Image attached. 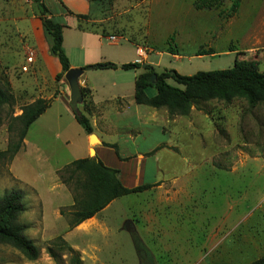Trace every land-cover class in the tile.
<instances>
[{
	"label": "rangeland",
	"instance_id": "374dc122",
	"mask_svg": "<svg viewBox=\"0 0 264 264\" xmlns=\"http://www.w3.org/2000/svg\"><path fill=\"white\" fill-rule=\"evenodd\" d=\"M61 1L66 10L59 0H45L65 26L70 62L82 69L131 62L138 53L141 69L152 67L143 72L157 77L173 70L183 76L227 70L236 60L257 61L264 74V0H242L233 18H228L232 0L202 11L194 8L196 0H105L92 4L89 22L70 16L75 2ZM209 51L213 55H206ZM53 59L34 0H0V87L10 97L1 111L0 152L17 142L22 109L39 99L53 100L61 83L67 84L65 78L56 80ZM84 78L99 95L113 91L130 97L134 72L88 70L79 80L81 90ZM83 101V108L90 107L89 94ZM68 111L63 101L55 103L31 126L15 158L0 160V197L12 190L24 194L20 223L40 250L31 262L0 244V264H70L68 252L53 247L58 261L47 252L58 237L83 264H140L134 239L123 228L129 221L154 264H251L264 258V105L196 103L188 117L165 124V134L158 128L144 131L133 146L160 145L156 161L147 165V183L158 170L154 187L117 199L83 232L69 229L74 200L59 176L85 144L83 128ZM109 140L125 154L132 152L125 135Z\"/></svg>",
	"mask_w": 264,
	"mask_h": 264
},
{
	"label": "trees",
	"instance_id": "16d2710c",
	"mask_svg": "<svg viewBox=\"0 0 264 264\" xmlns=\"http://www.w3.org/2000/svg\"><path fill=\"white\" fill-rule=\"evenodd\" d=\"M66 10L64 3L59 0ZM91 4H102L105 0H88ZM242 0H232L228 18H233L241 7ZM39 12L42 30L47 43L49 44L50 55L58 59L61 66V73L56 76L60 81L71 69L70 60L64 49V25L59 18L53 16L46 6L45 0H34ZM220 0H196L194 8L197 11L218 10ZM91 10L88 15L73 14L82 21H94L91 18ZM67 14H71L69 11ZM222 16V13H219ZM172 38L171 40H173ZM206 55H213L211 51ZM123 71L141 69L140 64L129 63L121 67L113 63H101L92 66L96 70H117ZM146 70H152L147 65ZM152 75L142 73L135 83L134 99L137 105L146 106L156 110H166L170 119L175 117H188L196 103H207L219 101L231 104L235 100L245 101L249 107L256 108L264 105V74L259 71L257 61H235L233 68L212 72H199L193 76H183L177 71H170L157 77L155 83L151 82ZM173 80L178 86H173L167 80ZM155 88L156 94L149 95V89ZM89 94L90 107L83 108L84 101L79 106V111H74L75 118L87 135L94 133L89 114L93 109L91 92L87 88L82 89L85 100ZM10 104V97L0 87V125L1 111L4 106ZM52 100L39 99L32 105L22 109V114L16 118L20 124L17 134V142H12L6 151L0 152V160L12 161L23 148L29 129L41 116L51 107ZM89 105V103H87ZM86 104V105H87ZM114 149L121 161H128L121 157L118 145L104 144ZM159 150V148H157ZM155 150L154 152H157ZM153 152V153H154ZM152 154V153H151ZM60 180L72 193L75 210L71 213L69 229H75L82 223L96 217L117 199L142 194L154 187L151 184H144L135 188L125 187L120 180V171L109 168L98 159L84 158L76 160L59 171ZM25 196L19 191H6L0 197V244L7 245L17 250L26 260L34 262L40 257V250L36 244L25 235V227L20 223V218L25 213ZM53 247L60 248L62 252L70 255V264H83L78 254L66 241L58 237L53 241L47 252L59 260ZM251 264H264L261 258Z\"/></svg>",
	"mask_w": 264,
	"mask_h": 264
},
{
	"label": "crops",
	"instance_id": "0c3cea01",
	"mask_svg": "<svg viewBox=\"0 0 264 264\" xmlns=\"http://www.w3.org/2000/svg\"><path fill=\"white\" fill-rule=\"evenodd\" d=\"M75 2V14L88 15L91 10V4L88 0H72ZM65 4H68V0H64ZM54 16V15H53ZM138 52V51H137ZM139 55L137 53V58L131 62H118L113 63L119 67L129 63H135L138 59ZM71 63V62H70ZM103 63H112L109 61ZM53 64L55 67V71L59 74L61 73V66L58 59H53ZM94 66V65H93ZM89 68L88 66H85ZM92 67V65L90 66ZM145 64H142V69H134L129 71H123L120 68L117 70H96L91 69L90 71L98 72L99 74H109V72H134V80L132 84V88H129L130 97L117 96L113 93V91H104L99 95V88L94 86L89 78H84L81 80V84L84 88H87L91 92V100L93 102V109L91 110L89 119L91 121L94 134L98 139L97 145L94 147L95 156L100 159L105 166L120 171V180L122 184L127 188H135L142 186L144 184H155V179L158 177V170L149 183H147V165L149 162L153 160L156 161V158L159 156V153H155L154 155H150L152 152L156 150L159 146H151L146 149H141L140 147L133 146L137 137L140 136L144 131L149 130V128H158L161 130L162 134H165L164 125L171 124L172 119L169 118V114L166 110L162 109L164 114L162 115L161 110L152 109L146 106H139L136 104L134 95H135V83L138 77L143 73ZM71 68L74 69H82L80 65L72 64ZM85 68V69H86ZM84 69V68H83ZM135 71H140L139 73H135ZM61 91L58 93L56 97L53 98L51 109L55 103L62 102L65 105V109L71 110L68 111L72 116V120H76L74 115V110L70 106V90L68 84L61 83ZM117 83L112 82L111 89H114ZM81 106V105H80ZM70 108V109H69ZM184 118V117H178ZM174 122V119L173 121ZM177 120L174 122L176 123ZM83 130L85 140V144L82 147H79L78 151L74 153V155H78L74 161L84 158H91L90 150L92 148L90 144V136L86 134ZM125 135V141L131 144L132 152L125 154L124 148L120 146L117 142H112L109 140L111 135ZM118 145L119 152L122 158L128 159V161H121L114 149L108 148L104 146V144ZM25 149V148H24ZM73 161V162H74ZM72 163L69 162L66 165ZM157 165V162H155ZM157 168V167H156ZM154 183V184H153ZM115 202V201H114ZM112 202L105 210V212L114 204ZM101 212V213H102ZM101 213H99L96 217L92 218L96 219ZM25 214V213H24ZM91 219L82 223L81 226L75 228L78 231H84L86 226L90 224Z\"/></svg>",
	"mask_w": 264,
	"mask_h": 264
},
{
	"label": "water",
	"instance_id": "95a60500",
	"mask_svg": "<svg viewBox=\"0 0 264 264\" xmlns=\"http://www.w3.org/2000/svg\"><path fill=\"white\" fill-rule=\"evenodd\" d=\"M91 69L92 67H89L86 69L71 68L64 76L68 84L69 90H70V106L72 107L74 111L78 110V105L82 103V100H83V95H82V90L80 87L79 80L86 71L91 70ZM156 78H157L156 74H153L151 77V82L154 83ZM96 142H98L96 135L94 134L90 135V144L92 145ZM90 155H91V158L95 157V151L92 148L90 150ZM123 228L124 230L128 231L134 239V242H135V245L137 246L136 248L138 249V253L140 257V264H146V260L144 259L146 256V253L144 252L142 248V243L139 240L138 233L135 229L134 224L131 221H129L124 225Z\"/></svg>",
	"mask_w": 264,
	"mask_h": 264
},
{
	"label": "flooded vegetation",
	"instance_id": "af4514ba",
	"mask_svg": "<svg viewBox=\"0 0 264 264\" xmlns=\"http://www.w3.org/2000/svg\"><path fill=\"white\" fill-rule=\"evenodd\" d=\"M144 252L146 253L145 256V260H146V264H154V259L152 257V255L149 254V252L145 251V249L143 248Z\"/></svg>",
	"mask_w": 264,
	"mask_h": 264
},
{
	"label": "built area",
	"instance_id": "2783aa9c",
	"mask_svg": "<svg viewBox=\"0 0 264 264\" xmlns=\"http://www.w3.org/2000/svg\"><path fill=\"white\" fill-rule=\"evenodd\" d=\"M112 40H115V38L113 37ZM138 51H139V53H140V52L142 53V51H140V50H138ZM33 58H34V57L30 58V59H29V62H32V61H33ZM141 62H142L141 59H137V60L135 61L136 64H141Z\"/></svg>",
	"mask_w": 264,
	"mask_h": 264
},
{
	"label": "bare ground",
	"instance_id": "6f19581e",
	"mask_svg": "<svg viewBox=\"0 0 264 264\" xmlns=\"http://www.w3.org/2000/svg\"><path fill=\"white\" fill-rule=\"evenodd\" d=\"M81 226V225H80Z\"/></svg>",
	"mask_w": 264,
	"mask_h": 264
}]
</instances>
